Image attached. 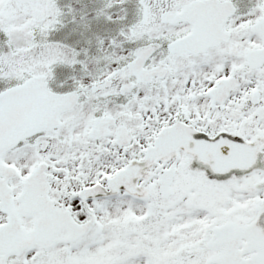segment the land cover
Listing matches in <instances>:
<instances>
[{
  "label": "snow or ice",
  "instance_id": "obj_1",
  "mask_svg": "<svg viewBox=\"0 0 264 264\" xmlns=\"http://www.w3.org/2000/svg\"><path fill=\"white\" fill-rule=\"evenodd\" d=\"M0 264H264V0H0Z\"/></svg>",
  "mask_w": 264,
  "mask_h": 264
}]
</instances>
